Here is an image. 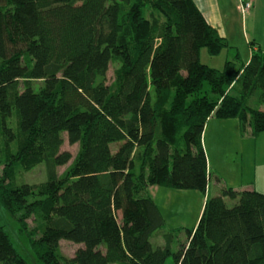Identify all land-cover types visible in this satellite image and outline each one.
Returning <instances> with one entry per match:
<instances>
[{
	"label": "trees",
	"instance_id": "16d2710c",
	"mask_svg": "<svg viewBox=\"0 0 264 264\" xmlns=\"http://www.w3.org/2000/svg\"><path fill=\"white\" fill-rule=\"evenodd\" d=\"M249 47L243 65L193 0H0V205L40 224L41 264H264V193L207 196L176 251L171 235L151 245L164 219L146 193L206 195L210 117L264 132V109L246 104L255 91L264 102V51ZM201 50L233 57L217 71ZM233 84L240 97L227 92ZM64 136L80 148L57 176L72 160ZM42 163L45 182L16 184ZM60 241L80 247L66 258ZM0 264H28L1 224Z\"/></svg>",
	"mask_w": 264,
	"mask_h": 264
},
{
	"label": "rangeland",
	"instance_id": "374dc122",
	"mask_svg": "<svg viewBox=\"0 0 264 264\" xmlns=\"http://www.w3.org/2000/svg\"><path fill=\"white\" fill-rule=\"evenodd\" d=\"M148 13L149 11L147 10L146 15H148ZM236 48V50H239L241 61H243L244 58L241 49H239V47ZM232 57L231 51L228 53L225 51L223 53L220 52L219 55L211 57L206 54V51L201 50L199 59L201 63L217 71H222L225 61L231 60ZM119 66L120 64L117 61H113L110 64L107 72V83L109 85L113 83L114 71ZM237 91L238 87L234 84L227 90L228 93L235 97H240ZM220 102L221 99H218L219 104ZM262 102L260 91H255L248 98L246 104L247 107L260 108V106L264 105V102ZM218 123L219 121L214 118L208 125H206L207 123L205 124L206 127H204L205 129L203 132L206 157L209 159V165L212 170L211 179L208 182L210 184L209 197L219 194L222 187L239 189L252 188V186H254L257 192L264 193V142L260 141V144H257L259 149L256 155L254 152V139L259 136L256 138L250 137L247 133L243 132V127L239 124L241 127V140L239 141V148H237L239 153L238 155H233L226 147L222 148V145L217 146L221 139L223 143H225L226 140H224L223 135L227 134L226 129L221 130L224 129L225 126H219L225 125L226 122L217 125ZM227 123H232V121ZM233 123L236 122L234 121ZM218 130L223 131L221 139L216 135ZM256 141H258V139ZM234 145H236V141H234ZM79 148V144L69 145L66 136H64V143L61 151L69 152L72 155V160L65 166L53 168L57 176H60L67 170L68 166L78 154ZM112 149L114 150L115 146H112ZM254 156L260 160V163H256V166H253ZM1 170L2 165L0 164V176ZM215 173L217 175H214ZM48 176L49 170L46 164L42 163L30 171L18 173L16 175V184L35 185L45 182ZM215 177H217L218 180ZM146 193L155 201L164 219V226L150 238L151 245L153 248L163 246L166 237L171 235V248L172 251H176L180 245L186 243L187 235L193 230L194 226H196L198 218L200 217L204 195L196 190L166 189L157 186H149ZM19 216H21V214H17L16 217L10 216L0 205V224L9 236L14 249L28 264H41L32 246V242H36L39 237V232L36 233L34 229L39 231L40 224L32 217L25 220L24 224H21L18 220ZM79 247L80 246L67 241H60L58 244V252L61 256L70 258Z\"/></svg>",
	"mask_w": 264,
	"mask_h": 264
},
{
	"label": "crops",
	"instance_id": "0c3cea01",
	"mask_svg": "<svg viewBox=\"0 0 264 264\" xmlns=\"http://www.w3.org/2000/svg\"><path fill=\"white\" fill-rule=\"evenodd\" d=\"M193 1L195 2V5L198 8V10L205 18L206 22L210 26L215 28L221 37L226 39L228 45L232 48L239 47V49H241L244 58V60L241 61L243 65L246 64L251 57L252 51L249 47V44L251 42L254 43V45L257 46L258 49L264 51V0H254L246 14L242 12L241 3L239 0H193ZM236 41H238L239 43ZM224 51L228 53L227 50H222L221 52L223 53ZM260 109H264V105L260 106ZM213 119L214 117H210L207 120L206 125L212 122ZM217 120L219 121V123L226 122L225 125H219V123L217 125L225 126V128L221 130L226 129L227 131V134L223 135L224 140H226L225 143H223L221 139V135L223 131H219V130L217 131L216 135L218 136V138L221 139L220 142L217 144V146L222 145V148L226 147L228 150L231 151L233 155H238L239 152L237 151V148H239V141L241 140V136H240L241 127L239 125L240 123L237 122V120L235 119L232 120L217 119ZM233 120L236 123H233L234 122ZM229 121H232V123H227ZM243 132L247 133V135L251 137L250 127L247 126ZM257 139L258 141H256ZM254 140H255L254 152L257 155L259 149L257 147V144L260 141L264 142V132L261 133L259 137ZM234 141H236V145H234ZM202 145L205 150L206 146H205L203 134H202ZM207 163H208V168L210 170V175H212L211 174L212 170L209 165L210 163L208 158H207ZM256 163H260V160H258L257 157L254 156L253 166H256ZM214 175L217 174L215 173ZM215 178L218 180L217 177ZM239 189L255 190L254 186H252V188H239ZM209 193H210V184L208 183L206 195L203 197L204 201L200 210V214L202 212V208L205 203L206 197L210 195Z\"/></svg>",
	"mask_w": 264,
	"mask_h": 264
},
{
	"label": "built area",
	"instance_id": "2783aa9c",
	"mask_svg": "<svg viewBox=\"0 0 264 264\" xmlns=\"http://www.w3.org/2000/svg\"><path fill=\"white\" fill-rule=\"evenodd\" d=\"M239 1L241 3L242 12L246 14L254 0H239Z\"/></svg>",
	"mask_w": 264,
	"mask_h": 264
}]
</instances>
